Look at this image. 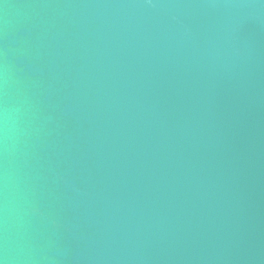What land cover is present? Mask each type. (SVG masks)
Segmentation results:
<instances>
[{
    "label": "water",
    "instance_id": "95a60500",
    "mask_svg": "<svg viewBox=\"0 0 264 264\" xmlns=\"http://www.w3.org/2000/svg\"><path fill=\"white\" fill-rule=\"evenodd\" d=\"M0 264H264V0H0Z\"/></svg>",
    "mask_w": 264,
    "mask_h": 264
}]
</instances>
